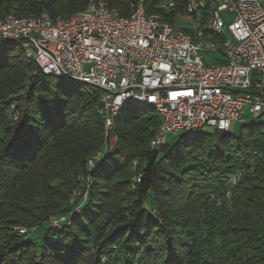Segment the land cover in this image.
<instances>
[{
	"label": "trees",
	"instance_id": "1",
	"mask_svg": "<svg viewBox=\"0 0 264 264\" xmlns=\"http://www.w3.org/2000/svg\"><path fill=\"white\" fill-rule=\"evenodd\" d=\"M104 1L129 13L128 1ZM160 1L146 0V11L161 12ZM88 2L0 0V19H55ZM16 44L0 40V264H264V123L150 148L160 119L136 108L118 115L117 146L86 170L107 145L97 92L43 74ZM77 175L91 181L82 211L69 204ZM60 214L58 231L49 220Z\"/></svg>",
	"mask_w": 264,
	"mask_h": 264
},
{
	"label": "built area",
	"instance_id": "2",
	"mask_svg": "<svg viewBox=\"0 0 264 264\" xmlns=\"http://www.w3.org/2000/svg\"><path fill=\"white\" fill-rule=\"evenodd\" d=\"M125 1L127 15L104 0H89L65 17L9 13L0 19V40L15 41L45 74L97 92L107 145L88 158L86 170L115 147V119L132 107L152 110L160 119L150 148L161 147L171 134L229 131L246 122V110L263 112L264 0H212L205 18L207 0H162L156 5L162 13H148L146 0ZM170 12L193 26L167 21ZM203 52H220L222 58L205 64Z\"/></svg>",
	"mask_w": 264,
	"mask_h": 264
},
{
	"label": "rangeland",
	"instance_id": "3",
	"mask_svg": "<svg viewBox=\"0 0 264 264\" xmlns=\"http://www.w3.org/2000/svg\"><path fill=\"white\" fill-rule=\"evenodd\" d=\"M175 25L182 26V27L183 26L184 27H191V26H193V22L191 20H189V19H185V18L180 17L179 15H176L175 16ZM13 48H14V50H18V49H20V46L16 44V45H14ZM215 48L220 50L219 45H216ZM221 58H222V54L220 52H203L202 53V59H203L205 64H210L212 62H215L216 60H221ZM25 85H27V82H25ZM134 110H136L135 107H132V108L127 109V110H123V111H121L119 113V116L128 115V114H130L131 111H134ZM245 116H246V118H245L246 122L264 123V110H263L262 113H260L258 115H252L251 113H248V111L246 110V115ZM3 125H4L3 117L2 118L0 117V134L2 133L1 130L3 128ZM239 126H240V123H237L231 128V130L232 131H236ZM177 134H171V135L168 136V138L174 140L175 138H177V136H178ZM0 137H1V135H0ZM111 142L115 143V146H117V139L112 138ZM136 164H137V162L133 161L132 165L136 166ZM76 183H77V185L72 190L71 195L69 197V204L71 203L72 197H74V199H76V201H74V203L75 202L77 203V201H79L80 204H82L81 208L79 209V211H80L82 208L83 209L86 208V205H85L86 200L85 199H86V197H87V195L89 193L91 181H90V178L88 179L87 175H85V176L77 175L76 176ZM75 190H76V192L74 193ZM79 190H80V195H77V191H79ZM73 193H74V195H73ZM78 197H80V198H78ZM145 206L146 205L144 204V207ZM75 211H77V210L75 209L72 212L74 213ZM60 215L62 216V214H60ZM64 215H67V214H64ZM61 216H59V217H61ZM55 219L56 218L54 216H50V220H49L50 226H56L55 228L59 231L62 228L61 223L64 222L65 220L61 221V222H58V224H56L55 222L53 223V221H55ZM45 226H47V224H45ZM23 229L25 231H29L27 228H23ZM45 229H44V231H45ZM36 230H38V229H36V228H31L30 229V231H33V232L36 231ZM41 233H39L37 235H40V234L43 235L44 234L43 231ZM91 249H93V248L91 247ZM91 249L89 248L90 251H91Z\"/></svg>",
	"mask_w": 264,
	"mask_h": 264
},
{
	"label": "water",
	"instance_id": "4",
	"mask_svg": "<svg viewBox=\"0 0 264 264\" xmlns=\"http://www.w3.org/2000/svg\"><path fill=\"white\" fill-rule=\"evenodd\" d=\"M38 67V66H37ZM38 69L43 73V74H45L39 67H38ZM34 73V72H33ZM45 75H48V74H45ZM49 76V75H48ZM13 118L14 119H16V115H14L13 116ZM179 134H182V133H178L177 135H179ZM168 140H169V138H168ZM20 229H23V228H20ZM19 230V229H18ZM24 232H26L25 230H24Z\"/></svg>",
	"mask_w": 264,
	"mask_h": 264
}]
</instances>
